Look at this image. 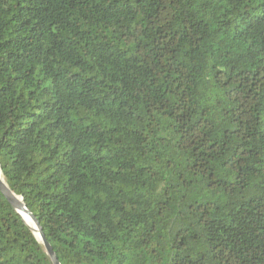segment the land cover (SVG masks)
Wrapping results in <instances>:
<instances>
[{
	"label": "trees",
	"instance_id": "16d2710c",
	"mask_svg": "<svg viewBox=\"0 0 264 264\" xmlns=\"http://www.w3.org/2000/svg\"><path fill=\"white\" fill-rule=\"evenodd\" d=\"M0 169L60 264H264V0H0Z\"/></svg>",
	"mask_w": 264,
	"mask_h": 264
},
{
	"label": "water",
	"instance_id": "95a60500",
	"mask_svg": "<svg viewBox=\"0 0 264 264\" xmlns=\"http://www.w3.org/2000/svg\"><path fill=\"white\" fill-rule=\"evenodd\" d=\"M0 192L2 195L6 198L7 202L12 206V208L22 217V219L25 221L23 214H27L30 218L31 222L36 226V228L39 230V237L40 240L37 238V236L34 233V230L30 227V225L25 221L26 225L32 230L34 233L36 239L39 241V243L42 244L45 253L51 260L52 264H60L56 254L54 253L53 248L51 247L50 243L47 241L43 229L36 219V217L28 210L23 197L17 196L14 194L10 188L7 186L5 182H3L0 179Z\"/></svg>",
	"mask_w": 264,
	"mask_h": 264
},
{
	"label": "bare ground",
	"instance_id": "6f19581e",
	"mask_svg": "<svg viewBox=\"0 0 264 264\" xmlns=\"http://www.w3.org/2000/svg\"><path fill=\"white\" fill-rule=\"evenodd\" d=\"M0 179L5 182L4 180V177H3V174L1 172V169H0ZM23 217L25 219V221L30 225V227L34 230V233L35 235L37 236V238L40 240V237H39V230L36 228V226L31 222L30 218L28 217L27 214H23Z\"/></svg>",
	"mask_w": 264,
	"mask_h": 264
}]
</instances>
